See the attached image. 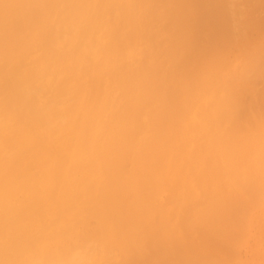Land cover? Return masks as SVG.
<instances>
[{"label": "bare ground", "instance_id": "bare-ground-1", "mask_svg": "<svg viewBox=\"0 0 264 264\" xmlns=\"http://www.w3.org/2000/svg\"><path fill=\"white\" fill-rule=\"evenodd\" d=\"M229 1L0 0V264H229L264 192V0Z\"/></svg>", "mask_w": 264, "mask_h": 264}, {"label": "rangeland", "instance_id": "rangeland-1", "mask_svg": "<svg viewBox=\"0 0 264 264\" xmlns=\"http://www.w3.org/2000/svg\"><path fill=\"white\" fill-rule=\"evenodd\" d=\"M229 1V0H228ZM243 1V2H242ZM229 2H231V3H236L237 4V2H238V4H239V2H240V5L242 6L243 5V3L245 2V0H233V1H229ZM231 3H230V5H231ZM235 4V5H236ZM246 3H244V5L243 6H245V7H241L240 5V11L239 10H237L238 12H239V15H240V18H244V14H245V11H246V5H245ZM234 5V4H233ZM237 6V5H236ZM235 6V8L236 9H238L239 7L237 6L236 7ZM249 35H250V38H251V33H249ZM252 35H255L254 33L252 34ZM256 39V37L254 36H252V39ZM264 135V134H263ZM263 147H264V137H263ZM263 187H264V185H263ZM264 189V188H263ZM264 191V190H263ZM261 195V198H262V200L264 201V192H260L259 193V196ZM258 199V201H256ZM257 199H255L254 201H256V202H254L253 200L251 201V202H253L255 205H257V204H259L258 205V207L257 206H254L253 204H248L251 208L250 209H248L247 210V212H245V213H247V215H246V217L245 218H242V221L245 223V225L247 226V227H245V229H247L246 230V233H243L244 235H242V233H241V235H238L240 238H239V241H237V243H235V241H231L230 243H232V246L234 245L236 248H238V249H236V248H232V246L229 244H227L223 239V241H224V244L226 243L227 245H224V247H226V246H229V248H227L226 247V250H221L220 248L221 247H219L218 249L217 248H215V247H213V248H211V250L213 249L214 251L216 250L217 252L216 253H219V254H221L222 255V257L224 258V260H225V262L227 261V263H228V260H229V264H264V202H262V200L258 197ZM261 200V201H260ZM246 201H248L249 202V200H245V202L244 203H246ZM250 202V203H251ZM263 203V204H262ZM243 204V203H242ZM245 205H247V204H243V208L244 209H246V206ZM252 205V206H251ZM241 207H242V205H240ZM254 206V207H253ZM248 208V207H247ZM243 209V210H244ZM251 210V211H250ZM239 211H242V208L240 209V207L235 211V213H234V215H235V217H236V219L238 218L239 219V217H237V216H241L242 214H243V212L245 211H243V212H239ZM242 213V214H241ZM241 214V215H240ZM244 216V215H243ZM248 216V217H247ZM235 217H232V219L231 220H233L234 221V219L233 218H235ZM247 218V219H246ZM241 219V218H240ZM246 220V221H244V220ZM236 221V220H235ZM237 221H240V220H237ZM244 223H242L241 224V227L240 228H242V226H244ZM237 224H239L238 222L236 223V224H234V222L232 223V225H230V227L229 226H227V227H224L223 228V232L225 233V230H227V229H229V228H231L233 225H237ZM237 226H239V225H237ZM234 227V226H233ZM236 228H238V227H236ZM244 228V227H243ZM242 228V229H243ZM250 229V230H249ZM239 230V229H238ZM228 232H231V231H235V228L234 229H230V231L229 230H227ZM227 231H226V233H227ZM242 231V230H241ZM244 232H245V230H243ZM242 231V232H243ZM240 232V231H239ZM219 234H222V231H221V233H219ZM234 234V232L233 233H231V236ZM239 234V233H238ZM247 234V235H246ZM223 235H225V234H222V236ZM227 235H230L229 233H227ZM235 235L236 234H234V237H235ZM222 236H219V238H221ZM231 236H227L228 237V239H230V237ZM234 237H233V240H235L234 239ZM219 238H218V240H219ZM223 238H226L225 236L223 237ZM232 238V237H231ZM238 238V237H237ZM243 239V240H242ZM231 240V239H230ZM238 240V239H237ZM227 241H229V240H227ZM220 242H221V239H220ZM223 243V242H222ZM243 243V244H242ZM222 244H220V246H221ZM218 246V245H217ZM223 246V245H222ZM245 247V248H244ZM223 248V247H222ZM232 249V250H231ZM242 249H243V251H242ZM210 250V251H211ZM241 252H240V251ZM227 251V252H226ZM233 252H236V253H233ZM210 253V252H209ZM229 254H231V256L232 257H230V255ZM237 255V256H235V255ZM213 255H214V252H213ZM216 255V254H215ZM221 255H217V256H221ZM229 255V256H228ZM216 256V257H217ZM234 256V257H233ZM240 257V258H239ZM220 259L222 260V258L220 257ZM230 260H232V261H230ZM236 260V261H235ZM217 262V264H218V261H216ZM220 262V261H219ZM222 262V261H221ZM242 262H244V263H242ZM224 263V262H223ZM223 263H221V264H223Z\"/></svg>", "mask_w": 264, "mask_h": 264}]
</instances>
